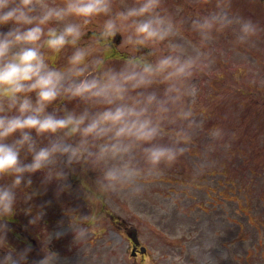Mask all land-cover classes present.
<instances>
[{"label": "clouds", "instance_id": "obj_1", "mask_svg": "<svg viewBox=\"0 0 264 264\" xmlns=\"http://www.w3.org/2000/svg\"><path fill=\"white\" fill-rule=\"evenodd\" d=\"M191 27L198 40L172 39L183 21L161 0H0V177H9L0 182V264H27L32 251L31 243L18 248L8 239L20 189L32 202L52 184L56 194L71 191L70 177L86 172L94 175L85 196L136 195L201 132L209 143L196 171L209 165L226 133L205 129L191 99L197 73L214 58L206 45L228 27L240 42L261 29L223 2L197 13ZM79 187L89 185L81 178ZM35 205L24 209L32 225L46 213ZM43 253L33 264H60L57 250Z\"/></svg>", "mask_w": 264, "mask_h": 264}, {"label": "rangeland", "instance_id": "obj_2", "mask_svg": "<svg viewBox=\"0 0 264 264\" xmlns=\"http://www.w3.org/2000/svg\"><path fill=\"white\" fill-rule=\"evenodd\" d=\"M173 1H182L185 5L181 8L182 4H174L175 13L168 8L171 6L169 0H161V6L183 21V30H187L189 36L184 37L181 32L172 39L186 43L198 40L191 20L195 12H201L200 4L196 6L197 0ZM208 1L201 0L205 6L211 2L218 7L223 2L229 6L230 12L233 10L231 0ZM248 6L253 8L252 4ZM224 30L220 31V36L215 35L212 43L219 50L213 51L212 63L197 73L199 92L191 99L200 115L203 114L200 110L210 114L208 121L201 116L205 126L222 123L226 135L231 137V149L226 136L219 148L209 152L213 161L203 171L197 172L196 162L202 158L209 143L206 133L201 132L194 141L197 144L190 149L195 155L191 157L190 152H186L181 156L184 160L188 157L196 160L190 171L191 176L199 178L195 185L182 187L153 182V178L139 194H110L105 197L106 206L114 214L138 229L141 242L149 250L144 258L127 254V240L109 223L110 219L103 218L98 224H85L89 210H84L86 204L82 198L85 193L79 191L80 182L76 181L72 198L56 199L57 212L52 214L55 223L45 237L49 241L52 232L53 243L62 240L58 250L60 264H264V128L260 120L261 112L257 110L260 107L242 103L247 88L258 87L264 93V65L258 64L259 50L264 47V31L260 30L246 42L235 38L234 45L230 36L236 35L234 28ZM121 39L120 35L119 41ZM246 44L249 45L247 48L242 47ZM229 53L231 66H250V74L242 73L240 69L235 72L233 68L231 85L220 86L216 79L221 67H228ZM246 99L243 102L247 104ZM71 105L79 106L77 102ZM237 105H241L244 111L235 112L239 108ZM214 110L218 116L216 119L213 118ZM241 116L242 119H239ZM262 123L264 126V118ZM227 158L230 159L224 164L222 159ZM208 170L213 173L205 175ZM222 171L226 174L221 175ZM8 179L0 177V182ZM35 182L34 179V185ZM170 186H175L173 192L169 190ZM181 188H184V193ZM220 194L223 197L218 196ZM230 197L231 200L226 199ZM65 209L67 212L61 214L60 211ZM69 212H74L75 216ZM228 215L231 222L226 219ZM58 230H62L63 234L56 237Z\"/></svg>", "mask_w": 264, "mask_h": 264}]
</instances>
